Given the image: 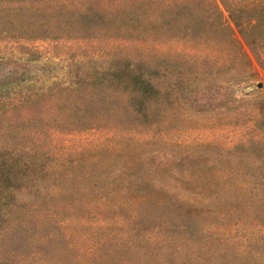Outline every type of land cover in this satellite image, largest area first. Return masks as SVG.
I'll use <instances>...</instances> for the list:
<instances>
[{
  "label": "trees",
  "instance_id": "obj_1",
  "mask_svg": "<svg viewBox=\"0 0 264 264\" xmlns=\"http://www.w3.org/2000/svg\"><path fill=\"white\" fill-rule=\"evenodd\" d=\"M84 1L77 7L63 1L50 11L42 2L29 10L24 7L31 21L22 18V8H9L0 15L6 19L2 34L53 38L79 29L78 38L109 42L108 56L95 60L85 78L45 87L43 95L49 101H39L36 92L12 96L0 86V264H88L61 259L58 244L64 241V219L110 208L113 197H117L114 207L130 202L141 220H163L149 225L142 242L127 245V253L137 254L135 261L115 257L116 264H209L213 253L223 264L227 254L207 244L199 248L197 242L198 252H189L188 241L202 235L192 229L194 222L202 215L229 213L239 223L264 225V166L233 168L222 162L225 157L220 153L179 156L174 167L164 166L155 162V154L121 151L117 143L120 135H126L118 128L103 130L102 142L111 141L107 148L97 146L87 158L66 162L53 150L56 135H48L50 129L58 132L57 126L43 117L15 120L11 115L30 104L52 102L70 118H92L82 124L85 129L100 128L103 122L114 125L111 118H127L132 108L140 112L146 95L156 103L162 77L167 78L166 87L189 84L185 66L205 61L219 67L238 61V53L248 61L236 33L261 67L264 0ZM45 14L57 17L53 30L42 19ZM189 50L194 60L186 64L179 56ZM209 75L201 79L220 88ZM238 75L239 81L250 77L246 72ZM242 146L231 150L241 148L244 156L264 162L262 142L251 140ZM114 158H119L118 164ZM163 226L188 233L186 241L165 247L151 240V231ZM234 263L235 257L225 264Z\"/></svg>",
  "mask_w": 264,
  "mask_h": 264
},
{
  "label": "rangeland",
  "instance_id": "obj_2",
  "mask_svg": "<svg viewBox=\"0 0 264 264\" xmlns=\"http://www.w3.org/2000/svg\"><path fill=\"white\" fill-rule=\"evenodd\" d=\"M63 1L76 7L85 2L0 0V15L7 13L9 8L27 7L29 10L38 2H42L46 10L50 11ZM27 12L22 10V18L31 21ZM223 14L227 18L225 11ZM42 19L47 20L52 30L55 28V15L45 14ZM0 22L1 29L6 19L0 18ZM15 34L0 33V86L10 91L12 96L15 93L36 92L39 101H49L50 98L43 95L46 94L43 90L45 87L52 84L66 86L85 78L86 74L92 72L93 62L109 53L107 40L78 38L79 29L65 31L53 38L35 39ZM236 37L249 57L248 61L238 53V61L229 60L219 67L205 61L195 66H185L184 72L192 83L166 87L167 78L162 77L156 103H152L146 95L139 106L140 112L132 108L127 112V118H111L114 125L103 122L100 128L85 129L82 124L92 118H70L66 110H60V106L52 102L30 104L17 110L11 118L24 120L27 117H43V120L50 122V126H57L58 132L50 129L48 135H56L53 150L55 155L64 158L66 162L78 157L87 158L97 146L107 148L111 141L108 139L102 142L106 134L103 130L118 128L126 135H120L122 138L117 143L121 151L138 149L146 154H155V162H161L164 166L174 167L179 156H216L219 153L225 157L222 162L233 168L264 166L263 161L255 162L254 157L251 159L248 154L244 156L239 151L241 148L231 150L251 140H259L264 144V65L260 67L237 33ZM190 52L185 51L179 56L183 63L194 60ZM210 72L217 84L221 85L220 88L212 83L206 84L201 79L210 76ZM241 72L250 74L248 80L239 81L238 74ZM258 82L262 84L261 88H256ZM166 94L170 96L169 100L165 98ZM69 122L74 126L68 128ZM239 155L244 157L236 158ZM118 160L114 158V164H118ZM184 165H187L186 161ZM116 202L117 197H113L108 203L111 209L103 208L97 212L78 213V216L72 218L65 217L62 228L64 241L58 244L61 259L85 261L88 264H100L107 260V264H116L115 257L123 260L128 256L136 260L135 252L127 253V245L142 242L149 225L162 224L163 220H141L140 215H134L135 206L130 202L114 207ZM239 222L229 213L212 217L207 214L196 218L192 229L196 231L197 228L202 235L188 241L189 252H198V242L199 248L207 244L227 254L223 264L234 257L237 258V264H264V225L246 220ZM44 233H36L35 237ZM150 236L154 242L164 243L162 245L167 247L168 244L185 242L188 233L163 226L152 230ZM216 258L213 253L209 264H220Z\"/></svg>",
  "mask_w": 264,
  "mask_h": 264
},
{
  "label": "water",
  "instance_id": "obj_3",
  "mask_svg": "<svg viewBox=\"0 0 264 264\" xmlns=\"http://www.w3.org/2000/svg\"><path fill=\"white\" fill-rule=\"evenodd\" d=\"M255 86H256V88H261L262 84L260 82H258Z\"/></svg>",
  "mask_w": 264,
  "mask_h": 264
}]
</instances>
